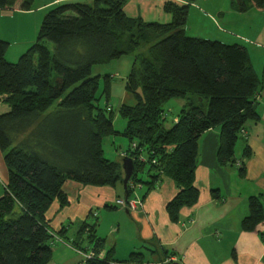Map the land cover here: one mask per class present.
Returning a JSON list of instances; mask_svg holds the SVG:
<instances>
[{"label": "trees", "instance_id": "1", "mask_svg": "<svg viewBox=\"0 0 264 264\" xmlns=\"http://www.w3.org/2000/svg\"><path fill=\"white\" fill-rule=\"evenodd\" d=\"M16 1L0 0V10L12 9ZM127 1L83 0L52 7L42 18L34 43L13 63L5 58L9 43L0 38V98L9 107L0 115V153L7 171L0 197V264L50 263L54 235L45 214L55 201L60 208L68 204L62 190L66 181L95 187L122 185L121 162L104 157L105 138L127 139L128 149L122 153L133 161L129 182L153 185L163 176L175 184L178 192L166 211L176 221L181 208L197 202L199 137L219 127L217 161L233 165L240 131L246 122L259 119L256 98L264 84L246 47L187 36L188 7L196 0L164 2L162 10L171 17L168 23L128 17ZM22 2V7L29 4ZM230 4L239 13L264 10V0ZM142 46H147L146 54L135 55ZM128 55L135 56L124 90L135 103L119 106L126 125L118 132L111 108L98 103L102 96L108 102L112 77L90 75L93 66ZM174 99L184 105L168 126L162 107ZM248 153L245 148L244 155ZM144 171L148 181L138 177ZM243 171L240 166V175ZM127 191L131 193L129 185ZM263 222L261 193L249 197V214L241 229L253 232ZM96 224L82 223L75 243L87 231L95 241L91 251L103 248ZM65 233L62 228L57 235ZM134 262L155 264L144 262L138 252L124 261L111 259L108 252L86 264Z\"/></svg>", "mask_w": 264, "mask_h": 264}, {"label": "crops", "instance_id": "2", "mask_svg": "<svg viewBox=\"0 0 264 264\" xmlns=\"http://www.w3.org/2000/svg\"><path fill=\"white\" fill-rule=\"evenodd\" d=\"M73 1L83 0H29V4L23 7L22 0H18L12 9L0 10V38L9 43L5 58L15 62L34 43L41 17L52 7ZM166 1L187 3L186 0H128L124 12L128 17H140L146 22L162 19L158 22L168 23L171 17L162 10ZM202 1L209 0H196L189 5L188 12L193 9L198 12L197 16L201 13L203 17L206 13L201 10ZM222 11L226 12H216L222 15V25L226 29L223 28L222 32L231 34L230 44L246 47L255 70L254 61L259 62L260 54H264V10L251 8L239 13L229 11L226 7ZM214 15L210 14L209 19L218 20ZM251 15H254L253 21L245 24ZM186 25L187 22L185 32ZM214 25L220 29V26ZM239 27L240 31L237 29ZM237 38L239 42L235 40ZM258 76L264 84V64ZM123 96L121 104L128 98L126 93ZM256 99L259 119L246 122L245 135H240L234 148L235 164L221 165L217 161L219 127L199 137L194 178V187L198 191L197 202L192 207L181 208L176 221L170 220L166 207L178 189L166 177H160L153 185L138 184L135 196L141 199L142 208L135 212L115 205V201L124 196L122 185L95 187L66 181L62 190L68 204L60 208L55 201L45 214L51 233L58 236L57 233L65 228L66 236L75 227L76 238L80 225L84 222L89 225L88 219L94 215L95 209L104 208L108 211L102 214L103 217L107 214L116 216L113 224L116 234H105L103 244L106 243V247L99 249L102 258L110 252L111 259L124 261L131 253L138 252L143 254L144 262L155 264L170 259L176 264H264V222L253 232L241 229L242 220L249 214V197L264 193V87ZM172 104L171 108L179 110L184 101L178 99ZM8 111L9 107L0 98V115ZM245 148H248V156L244 155ZM237 163L244 169L243 175H240ZM139 174H142L138 177L143 181L149 180L147 172ZM6 180L7 171L0 153V183L3 186L0 197L4 193ZM113 209L116 211L112 212ZM122 212H125L129 224H132L131 230H127V219ZM98 225L97 222L96 236L101 228H97Z\"/></svg>", "mask_w": 264, "mask_h": 264}, {"label": "rangeland", "instance_id": "3", "mask_svg": "<svg viewBox=\"0 0 264 264\" xmlns=\"http://www.w3.org/2000/svg\"><path fill=\"white\" fill-rule=\"evenodd\" d=\"M227 3L230 6V8H232L231 4H230L231 0H209L208 2L202 1V4H200V5L203 6L202 7L203 9H201V10H202V12L206 13L203 17H202L201 13H199L197 16L198 12H195L193 9H190V11L188 12L189 16L186 20V22H187V25H186L187 36L192 37V38L217 40V41H220V42H223L226 44H228L229 42H232V41H230V39H232L231 34H226V32L225 33L222 32V30H224L225 28L222 25V15H219V13L221 14V12L222 13L226 12V11H222V8L227 7V9L229 11H233V12L235 11V10L229 9ZM153 7H151V8L153 9ZM218 10H219V13L216 14V12H218ZM210 14H215L214 15L215 18L218 19L219 21L209 19ZM246 15H248V14H246ZM243 17H245V16H243ZM41 18H43V17H41ZM253 18H254V15H251L249 17L248 21L245 22V24H248V23L250 24L253 21ZM41 21H42V19H41ZM41 21L37 25L38 28L41 24ZM156 21L161 22L162 19H159V20L157 19ZM237 22H238V20H237ZM214 24H217L218 26H220V29H218L217 26ZM237 29L240 31V27ZM37 31H38V29H37ZM37 31H36V34H37ZM235 40L239 42L238 38ZM248 45L249 44L247 43V46ZM47 47L50 50V52L53 51V45L51 43H48ZM248 49L250 50L251 53H254L253 51H251V48H248ZM146 52H147V46H142L135 53V55L139 54V53L140 54H146ZM135 55L124 56L118 60H114V61L110 62L109 64L93 66V68L91 70V75H90L91 77H93L97 74L100 75L101 77H103L104 75H110L112 77L111 78V93H110L108 102H106L105 96H102L99 99L98 103H99L100 107H102V108H105L107 104H108L107 106L111 108L112 114H113V126H114V129L116 131H122L126 125V120L120 116L118 109L122 103V101H120V100L123 99V97H124L123 95H124V93H126L124 90V84H125L126 77L129 74V71H130V68H131V65L133 63ZM260 57H261V60L259 62L256 60L254 61L255 70L258 74H260L262 69H263L264 54H260ZM102 89H103V83H102V81H100L99 92H101ZM126 95H128L127 96L128 98L126 99L125 104L133 105L135 103L133 97L127 93H126ZM177 100L178 99L171 100V101L167 102L166 104H164L162 107L163 114L166 117V123L168 126L170 125L171 119L174 118V116H176L180 110V109L177 110L175 107H173V108L170 107L171 105H173L172 103H176ZM203 105H204L203 109L205 111L207 109V102H204ZM238 141H239V139H238ZM102 148H103V154H104L105 158H107L111 161H117L118 162V161L122 160V158H119L118 155L120 156V154H122V151H125L128 149V141L126 138H124L121 135L107 137L103 141ZM141 176H142V174H139V177H141ZM127 185H129L131 193L130 194L128 193L127 197L123 196L119 199L124 200L125 202L128 203V201L132 200L133 198H136L135 192L139 187H138V184H134L132 182L127 183ZM1 192H3V186L0 183V193ZM138 201L141 203V206H139L135 202H133L132 207H130V205H128L130 208L127 207V208H123V209H125L126 211H132V212L140 210L142 208V201L140 198L138 199ZM117 210L120 211L122 209L117 208ZM107 211L108 210H105L104 208L95 209V212L93 213L94 215L90 216L88 219L89 223L91 225L93 223L98 222L99 225L97 228H99L101 226L100 230H98V233H99L98 236H100L99 238L104 237L101 239H105L106 238L105 234H108L109 232L116 234V232L113 231V229H115V226H113V224L116 221V216L111 215V214H107L106 216L103 217L102 214L104 212H107ZM111 211L114 212L116 210L113 209ZM111 211H109V212H111ZM122 213H124L125 219H127V220H125V221H127L126 223H127V226L129 227L127 230H129V229L131 230L132 224L131 225L129 224V220H128L125 212H122ZM97 217H98V219H97ZM102 219H103V223L101 222ZM133 235L136 237V232H135L134 228H133ZM130 239H132V238H130ZM75 240H76V238H75V227L71 228L67 232L66 236L65 235L64 236H54V240L51 243V249L53 250V252L51 254V261L49 264H86L87 260H89L86 258V256L88 255L89 252H91L90 250L94 246L95 241L93 238L90 239L88 237L87 231H85L82 234V238L80 239L78 245L75 243ZM103 246L106 247V243H105V245L103 244ZM60 251H62V252H60ZM93 252L95 254V256L93 257L94 259H99V258L101 259L102 258V257H99V250L97 252L96 251H93ZM127 264H138V263L134 262V263H127Z\"/></svg>", "mask_w": 264, "mask_h": 264}, {"label": "water", "instance_id": "4", "mask_svg": "<svg viewBox=\"0 0 264 264\" xmlns=\"http://www.w3.org/2000/svg\"><path fill=\"white\" fill-rule=\"evenodd\" d=\"M121 167H122V171H123L122 186L124 189V197H127L128 196L127 183L133 174V161H132V159H130L128 157L122 158Z\"/></svg>", "mask_w": 264, "mask_h": 264}, {"label": "built area", "instance_id": "5", "mask_svg": "<svg viewBox=\"0 0 264 264\" xmlns=\"http://www.w3.org/2000/svg\"><path fill=\"white\" fill-rule=\"evenodd\" d=\"M240 134H241L242 136L245 135V131H244V129H242V130L240 131ZM134 147H135V144H132V148H134ZM120 156H121V157H125V153L120 154ZM140 160H143V159L140 158ZM237 166H240V164L237 163ZM133 202H135L137 205L141 206V203H140V202L138 201V199H136V198H133L132 200L128 201V203L125 202L124 200L117 199V200L115 201V205L118 206V207H122V208H127V207L130 208V207H132ZM128 205H130V207H129ZM94 256H95L94 252L91 251V252L88 253V255L86 256V258H87V259H93ZM99 257H100V255H99ZM99 259H100V258H99ZM170 261H172V260L170 259L169 261H165V263H168V262H170ZM111 264H116V263H111Z\"/></svg>", "mask_w": 264, "mask_h": 264}]
</instances>
